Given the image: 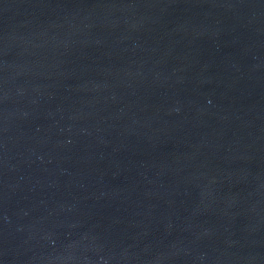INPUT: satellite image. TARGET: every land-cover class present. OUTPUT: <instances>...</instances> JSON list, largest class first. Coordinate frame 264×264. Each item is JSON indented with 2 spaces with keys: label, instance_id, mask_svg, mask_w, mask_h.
Returning <instances> with one entry per match:
<instances>
[{
  "label": "water",
  "instance_id": "1",
  "mask_svg": "<svg viewBox=\"0 0 264 264\" xmlns=\"http://www.w3.org/2000/svg\"><path fill=\"white\" fill-rule=\"evenodd\" d=\"M0 264H264V0H0Z\"/></svg>",
  "mask_w": 264,
  "mask_h": 264
}]
</instances>
